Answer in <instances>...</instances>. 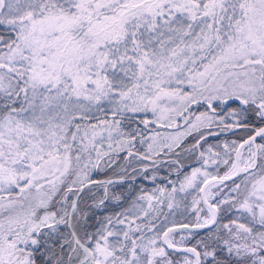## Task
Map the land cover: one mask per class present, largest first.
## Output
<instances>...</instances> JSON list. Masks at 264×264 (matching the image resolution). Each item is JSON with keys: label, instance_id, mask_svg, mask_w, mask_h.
Returning <instances> with one entry per match:
<instances>
[{"label": "snow or ice", "instance_id": "6c2138e0", "mask_svg": "<svg viewBox=\"0 0 264 264\" xmlns=\"http://www.w3.org/2000/svg\"><path fill=\"white\" fill-rule=\"evenodd\" d=\"M0 264H264V0H0Z\"/></svg>", "mask_w": 264, "mask_h": 264}]
</instances>
